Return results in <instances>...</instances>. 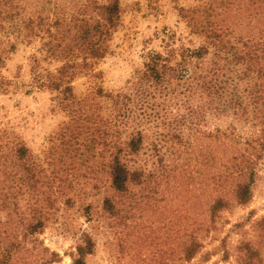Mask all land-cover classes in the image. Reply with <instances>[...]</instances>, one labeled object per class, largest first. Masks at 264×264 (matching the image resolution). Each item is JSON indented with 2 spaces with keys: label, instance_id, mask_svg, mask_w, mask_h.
I'll return each mask as SVG.
<instances>
[{
  "label": "rangeland",
  "instance_id": "1",
  "mask_svg": "<svg viewBox=\"0 0 264 264\" xmlns=\"http://www.w3.org/2000/svg\"><path fill=\"white\" fill-rule=\"evenodd\" d=\"M120 1L121 23L109 53L95 65L99 75H79L73 81L77 98L101 104L103 116L108 115L110 102L95 94L97 87L126 91L149 51L165 52L168 43L197 47L204 41L180 16V7L194 6L199 0ZM43 43L41 38L19 43L0 66V129L11 128L30 149L32 161L43 168L40 177L54 176L63 189L54 207L42 210L46 218L34 235L39 251L31 258L46 259L49 248L61 255L53 264H72L71 254L87 232L95 248L86 264H241L244 250L240 248L245 243L259 252L261 260L256 264H264V155L247 203H238L233 193L241 177L228 175V167L236 161L230 158L239 155L246 142L259 147L258 130L231 115L212 113L204 121L177 129L172 124L157 132L152 129L141 151L128 156L131 168L144 167L141 182L132 181L128 191L117 192L110 186L108 161L115 141L123 142L126 134L117 139L106 134L104 145L87 152L79 146L83 155L67 157L65 149L73 145L69 130L78 123L58 105L56 92L29 91L34 57L40 59L42 69L53 71L61 65L45 58ZM218 129L236 133L238 142L227 146L213 140L210 134ZM172 131H176L173 136ZM106 197L115 204L113 214L104 209ZM216 197H223L228 205L211 220L209 205ZM27 202L28 196L18 200L25 220L33 215ZM5 215L0 211L1 221ZM195 239L202 247L186 260L182 251ZM28 242L32 247V240Z\"/></svg>",
  "mask_w": 264,
  "mask_h": 264
},
{
  "label": "trees",
  "instance_id": "2",
  "mask_svg": "<svg viewBox=\"0 0 264 264\" xmlns=\"http://www.w3.org/2000/svg\"><path fill=\"white\" fill-rule=\"evenodd\" d=\"M121 14L120 0H0V66L19 43L44 40L45 58L61 65L53 71L42 69L40 59L34 57L29 91L56 92L58 105L78 123L69 130L73 145L65 149L67 157L83 155L79 146L87 152L104 145L106 134L112 133L116 139L126 134L123 142L115 141L108 161L110 186L120 193L128 191V183L143 178L144 167L131 168L128 156L141 151L148 131L201 122L208 113L249 122L261 134L260 148L246 142L248 146L230 158L236 160L233 168L228 167L229 176L241 177L233 188L236 201L247 203L264 155V0H199L194 6L180 7L181 18L203 37V43L197 47L168 43L165 52L149 51L126 91L106 92L97 87L95 94L110 102L108 115L103 116L101 104L77 98L73 81L79 75H99L95 65L109 53ZM172 132L173 136L176 131ZM210 136L227 146L238 142L234 132L218 129ZM41 171L20 137L11 128L0 129V211L6 212L4 221L0 220V264L61 260L60 253L49 248L46 259L31 258L39 251L34 235L46 218L42 210L53 208L63 194L56 178L40 177ZM26 196L33 214L27 220L18 203ZM103 204L113 214V200L106 197ZM227 205L223 197L213 198L211 220ZM201 247V242L193 240L183 249V258L191 260ZM94 248L93 237L84 232L71 254L72 264H86ZM240 249L244 250L241 264L261 260L251 245L245 243Z\"/></svg>",
  "mask_w": 264,
  "mask_h": 264
}]
</instances>
